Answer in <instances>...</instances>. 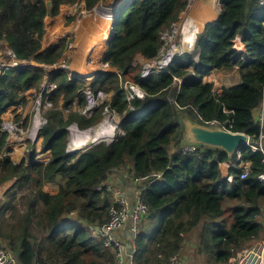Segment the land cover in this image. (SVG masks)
<instances>
[{"label":"trees","instance_id":"obj_1","mask_svg":"<svg viewBox=\"0 0 264 264\" xmlns=\"http://www.w3.org/2000/svg\"><path fill=\"white\" fill-rule=\"evenodd\" d=\"M105 1L0 0V38L19 59L53 67L62 62L72 40L44 48L46 18L58 17L63 6L82 3L91 13ZM187 5L188 0H130L116 9L114 36L103 59L112 71H100L92 85L95 91L112 94L111 108L120 116L123 134L112 142L67 153L68 128L77 123L80 129H90L103 117L104 107L90 119L73 112L77 100L80 106L87 102L83 77L72 80L68 71L31 66L9 69L1 78L0 185L16 182L0 201V247L20 264H116L113 251L91 228H103L110 218L108 178L130 167L133 180L142 181L141 198L148 207L134 240V264H166L181 252L184 236L201 224L202 246L217 264L229 262L264 235L262 152L245 147L239 159L237 153L229 157L222 150L198 146L195 154L181 153L187 117L202 125L201 120L227 121L233 133L246 134L251 145L258 144L261 126L254 111L264 101V7L260 0H221L219 18L205 25L194 50L179 55L170 73L142 79L137 56L149 61L160 55L162 34L179 22ZM237 37L244 51L234 48ZM234 67L241 84L217 95L214 85L204 82L213 72ZM46 78L58 86L50 94L54 109L41 133L42 150L51 151L52 159L37 161L32 147L26 160L15 163L9 134L2 131L3 116L12 107H25L28 93L40 91ZM175 79L182 83L177 85ZM127 82L138 85L144 99L128 101ZM63 110L71 111L67 119ZM242 162L251 164L246 178L241 177ZM222 163L231 166L233 183L223 177ZM47 184L59 186V193H47Z\"/></svg>","mask_w":264,"mask_h":264},{"label":"built area","instance_id":"obj_2","mask_svg":"<svg viewBox=\"0 0 264 264\" xmlns=\"http://www.w3.org/2000/svg\"><path fill=\"white\" fill-rule=\"evenodd\" d=\"M220 5L221 0H214ZM195 0H188V5L185 11L187 14L188 11L191 10V7ZM101 4V3H100ZM98 4L96 7L100 6ZM77 5V4H76ZM260 5L264 7V0H260ZM116 9L114 10V16L116 14ZM94 11V10H93ZM90 13L86 11L84 15ZM171 26V29L167 30L162 34V40L164 41V46L160 52V55L152 60L140 62L142 65L141 70V78L147 79L154 73L166 74L170 73V67L173 65L174 61L179 55H182L184 52L181 50V25L184 21V17ZM196 26V25H195ZM6 40L0 38V80L9 69H17V68H27V67H44L46 69H61L63 71H68L70 79H75L77 75L83 77L87 86L85 89L86 94V104L81 106L79 109V113L86 117L92 118L95 112L104 107L103 117L100 123L95 127H101L103 129L102 133L110 132L112 130V139H116L118 134H123L120 129V116L118 113L111 108V93H106L104 91H95L92 88V85L99 78L100 71L108 72L112 71L109 64L103 62V58L101 60V67L98 70H93L89 72V74L84 73H75L72 72L71 67H67L64 62L60 64H56L53 67L42 65L35 61H26L19 59L11 47L6 48ZM234 48L237 51H244L245 46L242 42L241 37H237L234 41ZM97 63V61L95 62ZM177 85L182 83L181 79H175ZM89 83V84H88ZM57 84H53L48 81V78L44 81L40 91L32 90L28 93L30 95L33 91H35L38 95L33 100V109L30 120H26L21 114H15L14 112H9V109L3 116L4 124L2 127V131L9 134V139L13 137H21L25 139L27 144L32 145L36 149L37 146L42 142L41 133L44 128L49 124L48 120V112L54 109L53 103L50 101V94L57 90ZM125 94L128 101L133 100L135 97L140 99H144L145 93L140 89V87L131 82L125 83ZM217 95L220 93L216 92ZM22 107V106H17ZM228 112V111H226ZM232 113V112H229ZM22 116V120L18 121V117ZM27 121V123H26ZM205 126L208 127H222L224 130L232 132L229 128L231 126H227L228 122H221L219 120H201ZM257 122L260 123L261 131L257 137L258 144L249 145L252 151H260L264 154V101L259 108ZM69 138L67 145V153H74L75 150L73 148L74 139L77 133H82L77 123H73L69 128ZM8 139V144H9ZM112 140V141H113ZM104 141V140H102ZM111 141V142H112ZM101 142V141H100ZM198 151V146H183L181 149V153L183 155L195 154ZM29 152V151H28ZM32 153V150L28 155ZM238 158L240 159L242 156V152L237 153ZM37 160V159H36ZM38 161V160H37ZM250 163H240L239 167L244 169L242 174V178H246L250 172ZM231 166L227 163H222L220 165V171L224 178L227 179L229 183H233L234 176L230 173ZM260 182L264 183V174L259 176ZM107 191L112 193L111 186L106 185ZM103 188L100 187L99 190ZM141 191H138V198L136 200L135 205L130 208V205L127 200L122 198L115 199L114 203L111 205L110 209V218L108 222L101 229V232H97L94 227H92V231L95 236L101 239L104 243V246L111 251H113L116 259V264H134V257L136 254V247L133 244V255L130 257L127 253L126 244L120 241L116 237V232L123 228L126 223H132V233L133 240H135L140 232V227L142 222L144 221V216L148 212L147 205L142 201ZM235 264H264V235L258 239L253 241L252 244L245 247L236 257ZM0 264H20L16 257L9 250L0 247ZM166 264H184L182 256L180 253L171 256Z\"/></svg>","mask_w":264,"mask_h":264},{"label":"crops","instance_id":"obj_3","mask_svg":"<svg viewBox=\"0 0 264 264\" xmlns=\"http://www.w3.org/2000/svg\"><path fill=\"white\" fill-rule=\"evenodd\" d=\"M109 1L113 3L114 0H109ZM119 1L123 2L127 0H119ZM219 6H220L219 10L217 11L214 10L216 13V17L214 19L202 22V31L207 23L216 21L219 18V15L221 13V4ZM213 7L215 9L214 0H195V2L191 7V10L188 11L187 14L193 16L194 18L197 17L196 19L202 18L204 17L205 14L210 12V10H213ZM84 10L88 11L85 8V3L74 6H70V5L63 6L61 9V14L58 17L46 18L45 23H46L47 33L44 42V48H49L50 46L58 44L59 41L63 37H65L62 36L63 34H65L64 31H68V28H65L66 22L72 17L78 18V14ZM185 15H186L185 12L182 13L180 16V20ZM74 21H72L71 23H73ZM70 24H68L67 26H69ZM74 27L72 26V29ZM5 47L9 48L11 46L7 42ZM194 48L195 46L192 47L191 50L186 51L184 53L192 52ZM105 52L106 51L102 52L101 54L102 57L100 59L102 58L104 59ZM137 61L143 62L145 60L142 56H138ZM241 81H242L241 75L237 67L213 72L209 77H206L204 79L205 83L213 84L215 92H218L220 94L223 92V89L225 87L237 86L241 84ZM37 95L38 94L35 91H33L30 95L27 96L28 104L26 107H12L8 111V113L14 112L15 114H21L24 118H26V120L28 119L30 120L33 109V102H34L33 100L37 97ZM62 103L63 100H61L60 102V107H61L60 109H63ZM80 108L81 106L77 100L76 103L74 104L73 112H79ZM63 111H64V116L67 119L71 111L70 110H63ZM258 113H259V109L254 111V117L256 121L258 118ZM42 142L36 147L37 148L36 159L42 163H48L52 159V152L51 151L44 152L42 150ZM8 149L10 150V156L12 160L15 163H21L22 161L26 160V158L28 157V153H30L32 150V145L27 144L25 139L21 137H13L9 139ZM130 170L131 167L128 169H121L119 171L112 173V175H110V177L108 178L106 185L111 186L112 189L111 203H114L117 197L127 200L130 205V208H132L135 205L136 200L138 198V191L140 190L139 188L142 187V181L136 182L135 180H133L132 176L130 175ZM15 182H16L15 180H10L0 185V201L4 198L5 194L14 187ZM45 191L51 195H56L59 193L60 189L59 186L53 184H47L45 187ZM132 227L133 226L131 222L126 223V225L123 228H121L119 231L116 232V237L126 245L129 244L130 242L134 244ZM203 227L204 225L201 224L198 228L194 229L193 231L187 233L184 236V243L182 245V250L180 252L184 264H217L214 260L212 252L206 249L204 250L202 246L201 236L203 233ZM149 235H151V233ZM238 254L232 259H230L229 262H226L224 264H235L236 263L235 260Z\"/></svg>","mask_w":264,"mask_h":264},{"label":"bare ground","instance_id":"obj_4","mask_svg":"<svg viewBox=\"0 0 264 264\" xmlns=\"http://www.w3.org/2000/svg\"><path fill=\"white\" fill-rule=\"evenodd\" d=\"M112 5L114 4L111 3ZM213 10H210L202 18H194L186 14L181 25V50L183 52L191 50L195 46L197 36L202 31V22L209 21L216 17L215 11L220 9L217 1H214ZM110 6L99 7L97 10L86 14L83 20L77 26V40L74 43L77 49L76 58L71 65L75 72L84 71V74H89V67L86 61L90 52L97 49L104 40H108L114 36L113 19L115 8H108ZM113 9V10H112ZM215 10V11H214ZM113 23V24H112ZM196 25V26H195ZM199 32V33H198ZM89 71V72H88ZM101 127L77 133L72 145L75 151H79L84 147L102 141L105 138L112 137V130L110 132L102 133Z\"/></svg>","mask_w":264,"mask_h":264},{"label":"water","instance_id":"obj_5","mask_svg":"<svg viewBox=\"0 0 264 264\" xmlns=\"http://www.w3.org/2000/svg\"><path fill=\"white\" fill-rule=\"evenodd\" d=\"M93 10H97L95 7ZM202 32V31H201ZM185 138L182 146H202L210 149L222 150L232 157L242 149L250 145V137L242 133H233L224 130L222 127H208L194 122L190 118L183 119ZM133 211V207L130 212ZM97 232H101L100 227H96ZM127 253L133 255V243L126 245Z\"/></svg>","mask_w":264,"mask_h":264},{"label":"rangeland","instance_id":"obj_6","mask_svg":"<svg viewBox=\"0 0 264 264\" xmlns=\"http://www.w3.org/2000/svg\"><path fill=\"white\" fill-rule=\"evenodd\" d=\"M46 1H49V0H46ZM127 1H130V0H127ZM127 1H123V2H121V1H119V0H117V1H113L114 2V4L112 5L111 4V1H109V0H106L105 2H101V4H100V6L99 7H104V6H110V7H108V8H118L119 6H121L123 3H125V2H127ZM98 7V8H99ZM97 8V9H98ZM113 10V9H112ZM86 11L84 10V11H82V12H80L79 14H78V18H76V20L73 22V23H71V21H67L66 22V27L65 28H68V31H64V33L65 34H63L62 36H65V37H63L62 39H64V38H66V39H70V40H72V42H71V44H70V47H69V50H68V52H66L65 53V55H64V57H63V59H62V62H66L65 63V65L67 66V67H71V65L73 64V62H74V60H75V58H76V55H77V49H75V48H73V47H75V42H76V40H77V26H78V24L83 20V18L85 17V15H84V13H85ZM89 14V13H88ZM68 19V18H67ZM71 23V24H70ZM68 24H70L69 26H67ZM74 25H75V27H74ZM72 26L74 27L73 29H72ZM109 40V39H108ZM108 40H104L102 43H101V45L97 48V49H94V50H92L91 52H90V56L88 55V57H87V59H88V61H87V63H88V67H89V71H95V70H98V69H100V67H101V60H100V58L102 57V52H104V51H106V49H107V42H108ZM186 52V51H185ZM138 56H141V55H138ZM137 56V57H138ZM136 60H137V58H136ZM68 61V62H67ZM97 61V63H95ZM71 69H72V67H71ZM88 71V72H89ZM72 72H75L73 69H72ZM75 73H84V71L82 70L81 72L79 71V72H75ZM82 79H84V78H82ZM85 80V79H84ZM218 89V88H217ZM27 105H25V107H26ZM50 112V111H49ZM48 112V113H49ZM22 116H20V118H21ZM19 119V118H18ZM20 120V119H19ZM81 130H83V129H81ZM89 129H85V130H83L82 131V133L83 132H85V131H88ZM105 142H111L113 139H112V137L111 138H105V139H103ZM84 148H86V147H84ZM159 223H160V221H158V222H156V224L152 227V229L150 230V232H149V234L150 233H152L153 234V232L158 228V226H159Z\"/></svg>","mask_w":264,"mask_h":264},{"label":"clouds","instance_id":"obj_7","mask_svg":"<svg viewBox=\"0 0 264 264\" xmlns=\"http://www.w3.org/2000/svg\"><path fill=\"white\" fill-rule=\"evenodd\" d=\"M115 17V16H114ZM114 17H113V19H114ZM113 24V23H112ZM201 33V32H200ZM86 61H88V59H86ZM215 91V90H214ZM216 93V92H215ZM42 141H43V138H42ZM90 145H92V144H90ZM90 145H88V146H90ZM87 147V146H86ZM84 149V148H83ZM76 152V151H75Z\"/></svg>","mask_w":264,"mask_h":264}]
</instances>
